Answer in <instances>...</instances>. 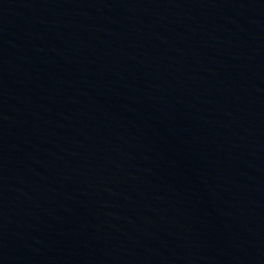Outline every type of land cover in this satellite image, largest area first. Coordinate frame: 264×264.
Returning <instances> with one entry per match:
<instances>
[{
	"label": "water",
	"instance_id": "1",
	"mask_svg": "<svg viewBox=\"0 0 264 264\" xmlns=\"http://www.w3.org/2000/svg\"><path fill=\"white\" fill-rule=\"evenodd\" d=\"M0 264H264V0H0Z\"/></svg>",
	"mask_w": 264,
	"mask_h": 264
}]
</instances>
